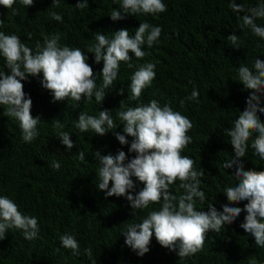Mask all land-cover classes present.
<instances>
[{
	"label": "trees",
	"instance_id": "16d2710c",
	"mask_svg": "<svg viewBox=\"0 0 264 264\" xmlns=\"http://www.w3.org/2000/svg\"><path fill=\"white\" fill-rule=\"evenodd\" d=\"M77 2L60 0L57 7L52 6V0H34L32 6L26 7L16 0L12 8L0 5V20L4 21L0 32L17 35L33 51L37 42L43 45L44 36L59 32L60 44L80 48L89 56L88 63L97 75L103 62L95 63L94 54L88 53L89 45L96 43V32L109 39L120 29L134 35L141 22H148L161 27L162 33L151 48L142 46L146 52L143 59L130 52L132 59L120 63L117 79L105 89L102 104L94 95L90 101L82 97L79 102L71 98L54 102L52 94L41 86L42 74L22 81L26 98L32 100L31 115L41 118L39 135L31 143L22 140L19 122L4 116L0 105V196H8L22 213L36 217L39 225L38 236L31 241L24 238L21 230H7L6 237L0 240V264H249L252 258L264 264V248L258 247L254 237L239 226L246 212L219 233L209 230L203 249L190 257L179 258L162 247L154 235L150 251L138 256L121 234L129 223H139L148 210L158 209L159 204L132 210L125 197L105 199V193L96 185L100 165L94 157L95 151L107 155L123 150L132 158L135 153L128 152L132 137H127L129 145H121L112 132L99 136L91 129L81 132L75 127L81 112L98 117L100 110L108 109L118 126L116 131L122 133L119 111L152 99L161 106L170 104L193 125L188 132L192 142L182 155L195 161L197 171L204 169L200 188L206 199L197 200L196 208L207 211L212 204L222 211L221 205L228 203L223 194L225 186L237 183L231 176L235 168L223 167L234 157L225 129L233 126L250 95L239 81L237 68H252L256 59L264 61V39L249 28L240 29V17L245 13L233 12L230 0H163L167 8L163 13L127 15L118 21L111 20L110 15L114 9L122 11V0H88L84 9L75 7ZM236 2L245 9L264 4V0ZM52 12L60 14L62 21L54 20ZM255 22L264 26V19ZM233 33L240 37V49L233 48L226 39ZM148 62L156 66L155 79L139 99H133L131 76L139 65ZM0 71H8L2 57ZM96 83L98 87L102 85V78L98 76ZM193 89L199 92V103L185 100ZM259 116L264 122V114ZM57 119L64 125L62 129L53 127ZM58 131L70 134L74 143L71 150L61 144ZM256 135L250 137L246 155L241 158L245 171H264V160L251 147ZM78 151L84 152V161L79 160ZM53 161L60 164L59 170L51 167ZM133 180L136 191L144 187L135 177ZM178 184L176 181L170 186L173 194H177ZM246 203L231 206L243 208ZM66 233L78 241L79 255L61 246L60 236ZM86 249H91V255Z\"/></svg>",
	"mask_w": 264,
	"mask_h": 264
},
{
	"label": "clouds",
	"instance_id": "9594fccd",
	"mask_svg": "<svg viewBox=\"0 0 264 264\" xmlns=\"http://www.w3.org/2000/svg\"><path fill=\"white\" fill-rule=\"evenodd\" d=\"M20 2L30 7L34 0ZM15 3L16 0H0V5L7 9ZM59 3L60 0H52V6L58 7ZM75 7L87 8L88 0H78ZM120 7L122 11L112 10L111 20H123L127 15H155L167 10L163 0H122ZM229 8L236 13H245L240 17V29L249 28L264 39V26L255 22L264 19V4L245 9L242 3L230 0ZM51 16L58 22L62 21V16L56 12H52ZM3 23L0 20V26ZM161 33V27L148 22H141L134 35H130L126 29H120L112 33L109 39L106 34L96 32V43L89 45L88 53L94 54L95 63L103 62L102 71L97 75L88 63L89 56L80 48L60 44L59 32L44 36L43 45L37 42L35 51L22 43L17 35L0 32V57L8 69L6 72L0 71L3 115L17 120L22 140L31 143L39 135L37 126L41 118L31 115L32 100L26 98L22 81L42 74L41 86L52 94L54 102L69 98L79 102L82 97L90 101L94 95L96 102L102 104L105 89L117 79L120 63L132 59L130 52L136 58L143 59L146 52L142 46L146 44L151 48L158 42ZM226 39L233 48L240 49L238 35L233 33ZM128 66L132 67L130 63ZM155 67L154 63H144L132 74L129 87L133 99H139L142 91L151 86L156 75ZM237 71L240 83L250 90V95L245 109L239 112L233 126L225 129V135L230 138L234 149V157L226 161L223 167L235 168L231 176L237 183L225 186L223 194L228 203L221 205L222 211L212 204L207 206V211L196 208L197 200L204 202L206 199L205 192L200 188L204 169L197 171L195 161L182 155L192 142L188 132L193 125L187 116L173 110L170 104L161 106L159 101L152 99L147 104L119 111L117 117L121 121L120 125H123L122 133L116 131L118 126L108 109L100 110L98 117L87 112L78 115L75 127L81 132L91 129L99 136L112 132L121 145H129L127 137H132L128 147L129 153H135L132 158L129 159L123 150L107 155L95 151L94 157L100 165L96 185L98 190L105 193V199L125 197L132 210H145L152 204H159L158 209L148 210L139 223H129L121 234L125 237V244L138 256L143 257L150 251L149 245L154 235L162 247L175 252L179 258L190 257L203 249L209 230L219 233L225 225H231L241 212H246V215L239 226L254 237L258 247L264 248V171H245L241 160L246 155L247 142L253 133L257 135L251 147L264 160V122L259 116L264 114V107H261V97H264V61L256 59L252 68L240 65ZM98 76L102 78L99 87L96 83ZM198 97L199 92L193 89L185 100L199 103ZM183 105L184 101H181V107ZM53 127L59 130L64 125L57 119ZM57 137L68 151L73 148L74 143L68 132L58 131ZM78 158L80 161L85 160L83 151H78ZM51 167L59 170L60 164L53 161ZM133 177L144 185L141 190L136 191ZM176 181H179L177 194H173L170 186ZM242 201H247L243 208L231 206ZM9 229L21 230L24 238L31 241L39 233L38 219L22 213L8 196H0V240L6 237ZM60 241L61 246L70 249L72 255H79V243L74 235L66 233L60 236ZM85 251L91 255V249ZM249 264L261 262L252 258Z\"/></svg>",
	"mask_w": 264,
	"mask_h": 264
}]
</instances>
